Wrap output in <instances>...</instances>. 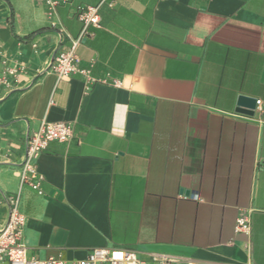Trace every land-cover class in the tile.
<instances>
[{
	"label": "crops",
	"instance_id": "1",
	"mask_svg": "<svg viewBox=\"0 0 264 264\" xmlns=\"http://www.w3.org/2000/svg\"><path fill=\"white\" fill-rule=\"evenodd\" d=\"M65 1L50 16L41 0H0V69L16 72L0 87V189H20L43 121L74 133L40 154L43 195L23 189L30 255L108 247L264 264V0H110L78 72L58 80L51 65L82 32L78 8L102 0ZM83 69L100 81L90 91ZM241 95L262 109L237 113ZM242 214L249 235L235 230Z\"/></svg>",
	"mask_w": 264,
	"mask_h": 264
},
{
	"label": "built area",
	"instance_id": "2",
	"mask_svg": "<svg viewBox=\"0 0 264 264\" xmlns=\"http://www.w3.org/2000/svg\"><path fill=\"white\" fill-rule=\"evenodd\" d=\"M48 8V14L53 16L57 7L66 2L61 0H41ZM113 6L110 0H102L98 6H85L78 8V18L83 23L81 34L71 40L68 51L60 53L53 61L51 70L58 80L70 77L78 72L76 64L79 62L78 47L86 40L89 27H100L99 9L102 5ZM86 78V90L99 83L91 75V70H79ZM16 77L13 69H0V87H10L12 79ZM105 82V81H104ZM120 86L119 81L114 82ZM257 107L262 109V101L257 100ZM73 127L64 122L43 121L39 130L27 139L24 160L20 167V189L8 194L0 189V210H6V219L0 223V264H178L167 254L148 253L140 255L137 251L128 248L95 247L89 251L86 258L81 260H65L61 257L39 259L31 256L23 240V230L26 215L22 212L21 202L23 189L29 187L39 195H43L41 176L38 172L37 160L40 154L51 142L67 143L73 138ZM251 220L249 214H242L236 221L235 230L249 235L251 233Z\"/></svg>",
	"mask_w": 264,
	"mask_h": 264
},
{
	"label": "water",
	"instance_id": "3",
	"mask_svg": "<svg viewBox=\"0 0 264 264\" xmlns=\"http://www.w3.org/2000/svg\"><path fill=\"white\" fill-rule=\"evenodd\" d=\"M257 106V100L248 96L241 95L237 101L236 112L247 116H253Z\"/></svg>",
	"mask_w": 264,
	"mask_h": 264
}]
</instances>
